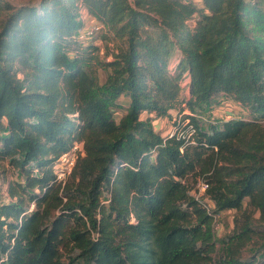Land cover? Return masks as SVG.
<instances>
[{
    "label": "trees",
    "instance_id": "trees-1",
    "mask_svg": "<svg viewBox=\"0 0 264 264\" xmlns=\"http://www.w3.org/2000/svg\"><path fill=\"white\" fill-rule=\"evenodd\" d=\"M263 120L264 0H0V264H264Z\"/></svg>",
    "mask_w": 264,
    "mask_h": 264
},
{
    "label": "rangeland",
    "instance_id": "rangeland-1",
    "mask_svg": "<svg viewBox=\"0 0 264 264\" xmlns=\"http://www.w3.org/2000/svg\"><path fill=\"white\" fill-rule=\"evenodd\" d=\"M11 3H13L16 6L22 5V4H27V3H36L38 0H9ZM99 35V34H98ZM99 42V45L101 47V55H102V59L104 60H111L112 59V55L109 54L108 56H106V53L109 52V47L112 49L114 46L112 44V42H110L109 46L106 45V43L97 38V40ZM174 66V64H172ZM100 75H101V79L105 80L106 77V72L103 70H100ZM182 97L185 99L187 97L186 94V89H184L183 93H182ZM222 102L215 104L216 106L214 108H209L208 110V117L211 119V121H215L218 120V118L220 119V117H218L217 115H215L213 113V109H220V107L222 109H229L231 108V105L226 103L221 104ZM238 110V106H234L232 111H237ZM241 110H239V114ZM175 117V114H174ZM168 122L165 123V125L163 126V133L164 135H169L171 132H173V123L171 120H167ZM209 121H207V119L202 118V124L203 125H208ZM156 128H158V126H155ZM160 129V128H159ZM169 130V131H168ZM168 131V132H167ZM20 179V176L18 175V173L7 163L4 161L0 160V203H3L5 201L9 200V194H8V184L11 181H16ZM247 204V202L245 201V205ZM236 215V210H226L223 211L222 213L217 215V227H216V238L219 239L220 237H222L224 234L230 232L234 226V216ZM219 246V244H217Z\"/></svg>",
    "mask_w": 264,
    "mask_h": 264
},
{
    "label": "built area",
    "instance_id": "built-area-1",
    "mask_svg": "<svg viewBox=\"0 0 264 264\" xmlns=\"http://www.w3.org/2000/svg\"><path fill=\"white\" fill-rule=\"evenodd\" d=\"M99 29H100L99 25H94L89 30L82 32L80 37L84 39L90 34L98 31ZM263 124H264V120H263ZM170 135H173V132H171ZM80 153L81 154L84 153L83 142H76L69 151L65 152L60 157L59 161L54 166L55 173L57 175L58 180H65L69 176V174L73 170V167ZM207 188H208V184L203 179H200L196 184V187L194 189V194L196 195V197L204 196ZM215 217L216 218L213 224L214 231H216V227L218 226L217 216Z\"/></svg>",
    "mask_w": 264,
    "mask_h": 264
},
{
    "label": "crops",
    "instance_id": "crops-1",
    "mask_svg": "<svg viewBox=\"0 0 264 264\" xmlns=\"http://www.w3.org/2000/svg\"><path fill=\"white\" fill-rule=\"evenodd\" d=\"M123 99H124L125 103L129 102V98L128 97H123ZM227 104L231 105V108L222 109L220 107V109H218V108L217 109H213L214 110L213 113L215 115H217L218 117H220V119H228L229 117H245L247 115V111L245 110V108L241 107L238 102H235V101L232 102L231 101V102H228ZM234 106H236V107L238 106V110L235 111V112L232 111ZM239 110H241L240 111L241 114H239ZM142 116L146 117V116H148V113L147 112H143ZM151 116H153V115H151ZM167 120H168L167 118H153V124L155 126L156 125L158 126V128L155 127L156 130H158L160 128L159 130L163 133L162 129H163V126L165 125V123L168 122Z\"/></svg>",
    "mask_w": 264,
    "mask_h": 264
}]
</instances>
